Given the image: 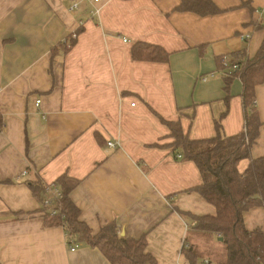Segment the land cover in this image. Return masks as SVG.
I'll list each match as a JSON object with an SVG mask.
<instances>
[{
    "label": "crops",
    "instance_id": "0c3cea01",
    "mask_svg": "<svg viewBox=\"0 0 264 264\" xmlns=\"http://www.w3.org/2000/svg\"><path fill=\"white\" fill-rule=\"evenodd\" d=\"M73 1L0 0V264H110L87 245L72 252L65 228L47 225L45 195L30 183L60 188L64 176L78 181L70 199L93 234L114 223L119 237H144L156 264H185L191 217L216 210L192 190L200 174L173 153L162 121L179 122L189 140L214 137L216 124L227 137L243 131L242 84L224 65L256 55L264 0H210L215 15L196 3L179 10L188 0H101L93 20L86 3L72 14ZM135 44L162 48L167 62L133 60ZM254 109L262 125L250 156L259 159L264 83ZM243 221L264 233V206Z\"/></svg>",
    "mask_w": 264,
    "mask_h": 264
},
{
    "label": "trees",
    "instance_id": "16d2710c",
    "mask_svg": "<svg viewBox=\"0 0 264 264\" xmlns=\"http://www.w3.org/2000/svg\"><path fill=\"white\" fill-rule=\"evenodd\" d=\"M193 1H183L179 10H188L192 3H196L202 8V15L220 12L210 0ZM258 28L264 30V21L257 25ZM131 55L137 61L164 63L168 59L162 48L148 44H135ZM234 65L237 69L227 77H237L242 84L241 100L245 118L241 133L227 137L216 124L214 137L189 140L183 134L179 122L162 123L173 139V153L175 150L181 152L183 159L192 162L200 174L201 185L192 190L216 210L214 216L191 217L194 225L188 230L221 239L224 258L217 264H264V233L261 230L247 231L243 221L245 212L264 206V157L252 159L250 156L251 147L255 144L262 125L254 109V100L255 87L264 83V39L252 59ZM242 161H246L247 165L240 173L238 165ZM58 184L64 196V218L60 215L51 216L43 208L47 225L63 226L69 242L75 240L79 245L97 249L110 264H156L146 251L144 237L139 240L121 238L114 223L102 226L98 233L93 234L81 220L80 209L70 199L78 181L64 176ZM45 185L38 179L30 183L32 191L41 196H46ZM184 243L181 256L185 264H199V255L194 248L187 241Z\"/></svg>",
    "mask_w": 264,
    "mask_h": 264
},
{
    "label": "built area",
    "instance_id": "2783aa9c",
    "mask_svg": "<svg viewBox=\"0 0 264 264\" xmlns=\"http://www.w3.org/2000/svg\"><path fill=\"white\" fill-rule=\"evenodd\" d=\"M101 0H81V1H73L72 4H71V7H70V12L72 14H75L79 11L82 10V4L83 3H86V4H89L92 6V8L87 11V14H88V19H94L96 17H98L99 15V9L97 8V4L100 3ZM79 24V28H83L85 27V20H81L78 22ZM78 38V34L76 33H73V35L71 36V39L72 40H76ZM245 40H248L250 39V35L249 34H246L244 36ZM224 67L226 69H228V71L226 73L223 72V76H227L229 73H231L232 71H235L237 69V66L234 65V63L232 64H225ZM213 78V74H209L208 76H205V77H202L201 78V81L202 82H206L208 79H211ZM41 104V100H38L37 103H36V106H40ZM106 146L108 148H111V149H116L117 148V144L114 143V142H107L106 143ZM177 159H180L181 156H176ZM28 175V171H24L22 172V176L23 177H26ZM45 198L42 200V207L46 209L47 212L50 213L51 216H57V215H60L62 216V218H64V215L62 213V200L64 198L63 196V192L62 190L57 187L56 185H45ZM193 226V225H192ZM68 245L70 247V250L73 252L75 251L76 249H78V244L76 243L75 240H68ZM200 264H210L209 260L207 259H204L201 261Z\"/></svg>",
    "mask_w": 264,
    "mask_h": 264
},
{
    "label": "rangeland",
    "instance_id": "374dc122",
    "mask_svg": "<svg viewBox=\"0 0 264 264\" xmlns=\"http://www.w3.org/2000/svg\"><path fill=\"white\" fill-rule=\"evenodd\" d=\"M193 243L198 255L212 264H217L224 258L223 246L216 237H206L200 233L191 231V239L188 244Z\"/></svg>",
    "mask_w": 264,
    "mask_h": 264
},
{
    "label": "water",
    "instance_id": "95a60500",
    "mask_svg": "<svg viewBox=\"0 0 264 264\" xmlns=\"http://www.w3.org/2000/svg\"><path fill=\"white\" fill-rule=\"evenodd\" d=\"M124 236V233L123 232H121L120 233V237H123ZM219 241H221V239H218Z\"/></svg>",
    "mask_w": 264,
    "mask_h": 264
}]
</instances>
